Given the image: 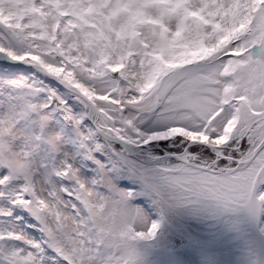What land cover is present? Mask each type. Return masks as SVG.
<instances>
[{
  "label": "snow or ice",
  "instance_id": "1",
  "mask_svg": "<svg viewBox=\"0 0 264 264\" xmlns=\"http://www.w3.org/2000/svg\"><path fill=\"white\" fill-rule=\"evenodd\" d=\"M262 188L264 0H0V264H138Z\"/></svg>",
  "mask_w": 264,
  "mask_h": 264
},
{
  "label": "rangeland",
  "instance_id": "2",
  "mask_svg": "<svg viewBox=\"0 0 264 264\" xmlns=\"http://www.w3.org/2000/svg\"><path fill=\"white\" fill-rule=\"evenodd\" d=\"M192 48L186 55H195ZM264 190V188H262ZM170 210L152 241L139 244L138 264H260L258 242L246 212ZM153 220L158 219L156 215ZM264 219H260V229ZM264 235V231H262Z\"/></svg>",
  "mask_w": 264,
  "mask_h": 264
},
{
  "label": "water",
  "instance_id": "3",
  "mask_svg": "<svg viewBox=\"0 0 264 264\" xmlns=\"http://www.w3.org/2000/svg\"><path fill=\"white\" fill-rule=\"evenodd\" d=\"M259 222H260V219L259 220H253L250 217L251 231L258 241L260 259H261L260 264H264V236L260 230Z\"/></svg>",
  "mask_w": 264,
  "mask_h": 264
}]
</instances>
